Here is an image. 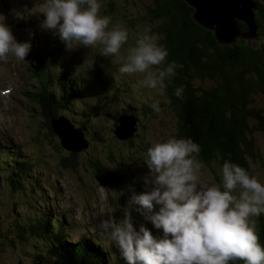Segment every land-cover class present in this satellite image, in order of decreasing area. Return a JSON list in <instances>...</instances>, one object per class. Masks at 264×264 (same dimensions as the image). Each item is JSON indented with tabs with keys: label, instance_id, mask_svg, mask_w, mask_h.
<instances>
[{
	"label": "rangeland",
	"instance_id": "rangeland-1",
	"mask_svg": "<svg viewBox=\"0 0 264 264\" xmlns=\"http://www.w3.org/2000/svg\"><path fill=\"white\" fill-rule=\"evenodd\" d=\"M152 6L153 0H101L100 14L109 17V28L119 24L128 30V41L122 46L120 56L113 57L101 55L102 46L99 44L87 48L75 45L72 49H66L51 31L41 29L44 17L40 13L39 0H0V15L4 16V22L11 28L14 39L31 45L24 61L12 57L0 60V158L7 149L31 159L40 158L39 169L43 168L44 171L38 176L34 174V178L40 177L42 183L51 182L56 191L52 194L45 184L40 186L41 193L48 197L49 211L63 216L70 239L96 238L111 253L118 249L98 228L99 221L109 216L113 220H121L124 212L128 211L135 228L144 225L153 236L162 235L141 214L130 209L128 201L133 193L140 194L147 190L142 179L148 173L144 163L145 150L154 142L176 136V116L170 108L164 107L159 114L137 123V137L130 142L116 139L111 129L114 122L106 114L115 116L121 113L127 107V102H135L134 94L141 97L157 94L154 90L135 87L140 77L118 73L125 49L134 45L138 32L148 26L152 32L160 34L156 28L161 20H153L147 15L148 8ZM255 44L258 43L255 41L252 45ZM52 56L56 57L55 61L47 66V70L42 69L46 65L45 59ZM96 58L101 65H96ZM104 61L108 68L104 67ZM94 67L99 73L94 72ZM60 70L79 81H85L79 85L86 96L87 105L78 116L83 113L81 116L87 117L96 105L101 113L95 118L96 125H90L95 127L96 134L87 137V140L90 138L88 148L77 153L78 166L75 170L58 167L62 157H69L70 153L61 148L54 134H49L39 110L28 98L42 84L45 75L52 72L51 77L54 78ZM34 71L43 74L39 84L40 76H36ZM107 74L118 79L113 81L112 92L103 87L102 81ZM251 138L259 159L249 161V166L257 179L264 181V133L255 132ZM110 153L116 155L111 162L107 159ZM95 160L112 171H106L104 176L109 178L106 174L113 175L112 183L101 184L95 179V171L90 165ZM217 168V165H212V169L203 166L200 182L206 186L218 182ZM27 196L32 197L30 193ZM28 202L31 208L42 207L40 200L37 203ZM29 210L30 207L25 206L20 197L6 188L0 189V264H30V257L23 251L29 244L19 242L12 228L15 225L13 219L28 217ZM250 219L255 231L264 224L262 215Z\"/></svg>",
	"mask_w": 264,
	"mask_h": 264
},
{
	"label": "trees",
	"instance_id": "trees-1",
	"mask_svg": "<svg viewBox=\"0 0 264 264\" xmlns=\"http://www.w3.org/2000/svg\"><path fill=\"white\" fill-rule=\"evenodd\" d=\"M253 1L259 8L255 22L260 26L257 36L261 41L256 47L248 46L242 40L232 47H221L212 33L196 25L191 17L193 10L182 0H153L147 15L153 20H161L156 30L163 35L159 42L168 51L165 63L174 61L179 67L175 69L171 82L165 81L163 96L134 94L135 102L130 98L121 113L115 116L106 113L114 122L112 132L122 114L135 118L137 123L157 114L150 105L152 100L158 99L161 111L168 107L176 116V137L191 138L200 146L197 158L205 167H219L227 159L254 175L249 161L259 159V154L251 136L255 132L264 133V0ZM238 26L240 30H246L243 24ZM55 59V56L47 58L45 64L48 66ZM98 62L101 61L96 58V65H101ZM46 65L42 69L47 70ZM104 67L108 68V65L105 63ZM39 71H34V74L38 76ZM94 72L99 73V70L94 67ZM56 75L54 78L51 77L52 72L45 75L42 84L30 93L29 101L39 110L49 134L53 135L51 120L64 117L75 129L81 130L89 145L90 138L87 140V137L96 134L95 127L90 125H96L95 118L101 116L99 108L97 105L93 107L87 117L81 116L83 113L78 116L87 105L79 85L85 82L84 79L79 81L63 70ZM39 76L38 84L43 74ZM108 76L102 85L112 92L113 81L118 79L117 76ZM178 86L183 87L180 98L173 95ZM136 132L133 137H137ZM132 138L128 141L131 142ZM114 156L110 153L107 159L111 162ZM76 158L77 154L70 153L69 157H62L58 167L75 170L78 166ZM40 161V158L31 159L13 149H7L0 158V189H8L30 207V215L20 220L13 219L15 225L12 226L19 242L29 244L23 251L30 257V264H125L119 250L111 253L96 238L70 239L63 216L49 211L48 197L40 190V186L45 184L53 194L56 192L53 185L51 182L42 183L40 177L34 178V174H43L44 169H39ZM90 165L99 183L113 182V175L104 177L105 172L111 170L101 166L98 160L90 162ZM56 197L57 194L54 200ZM28 200L35 203L40 200L42 207L31 208ZM256 234L264 246V224L257 227ZM232 264H243V261Z\"/></svg>",
	"mask_w": 264,
	"mask_h": 264
},
{
	"label": "clouds",
	"instance_id": "clouds-1",
	"mask_svg": "<svg viewBox=\"0 0 264 264\" xmlns=\"http://www.w3.org/2000/svg\"><path fill=\"white\" fill-rule=\"evenodd\" d=\"M40 27L65 45H101L103 56L119 57L128 41V30L100 14L101 0H39ZM162 34L145 26L133 46L125 49L119 74L140 77L135 87L163 96L166 83L179 67L165 63L167 48ZM29 42H17L0 15V60L24 61ZM115 75V74H114ZM183 87L174 89L180 98ZM153 112H161L160 100H152ZM200 146L191 138L169 136L145 150L147 190L133 193L128 207L141 214L159 237L144 226L135 228L128 211L123 219H101L98 228L120 253L125 264H264V246L258 241L252 217L264 215V181L236 163L223 160L218 182H200L203 162Z\"/></svg>",
	"mask_w": 264,
	"mask_h": 264
},
{
	"label": "water",
	"instance_id": "water-1",
	"mask_svg": "<svg viewBox=\"0 0 264 264\" xmlns=\"http://www.w3.org/2000/svg\"><path fill=\"white\" fill-rule=\"evenodd\" d=\"M182 1L193 10L191 17L196 25L212 33L219 46L232 47L242 40L248 46L256 47L257 44H252L255 41L256 43L261 41V38L257 36L260 26L255 22V13L259 8L253 0ZM238 24H243L246 30H240ZM51 129L65 151L77 154L88 148L81 130L75 129L64 117L52 119ZM136 131V119L122 114L113 134L118 140L127 141Z\"/></svg>",
	"mask_w": 264,
	"mask_h": 264
},
{
	"label": "bare ground",
	"instance_id": "bare-ground-1",
	"mask_svg": "<svg viewBox=\"0 0 264 264\" xmlns=\"http://www.w3.org/2000/svg\"><path fill=\"white\" fill-rule=\"evenodd\" d=\"M47 66V65H46ZM106 219V218H105ZM78 239H80V238H78Z\"/></svg>",
	"mask_w": 264,
	"mask_h": 264
}]
</instances>
